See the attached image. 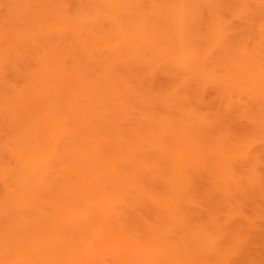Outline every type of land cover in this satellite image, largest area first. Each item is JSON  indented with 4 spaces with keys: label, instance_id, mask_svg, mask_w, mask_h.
Listing matches in <instances>:
<instances>
[{
    "label": "bare ground",
    "instance_id": "6f19581e",
    "mask_svg": "<svg viewBox=\"0 0 264 264\" xmlns=\"http://www.w3.org/2000/svg\"><path fill=\"white\" fill-rule=\"evenodd\" d=\"M98 4L93 14L86 10L87 15L68 16L70 29L56 35L62 47L57 49L70 54L62 53L64 67L82 86L52 83L49 78L51 83L36 82L40 86L36 90L41 88L40 93L33 88L37 96L32 91L17 96L30 109L45 94L60 110L59 114L53 110L55 115L49 118L54 121L56 113L60 115L55 120L58 135L56 131L57 137L52 135L57 138L55 152L47 158L40 154L48 166L55 161L56 171L53 174L48 166L41 171L43 166L32 159L37 156H29L34 148L30 137L22 139L23 144L30 143L27 148L24 144V151L15 138L14 146L22 153L17 150L15 156L14 146L9 147L15 150L17 167L10 166L12 162L0 164V212H36L31 222L30 217L26 221L28 239L21 242L28 244V255L40 264H81L98 241L119 247L124 241V249L138 256L134 244L127 243L130 234L149 245L155 264L234 263L250 246L251 237L229 231L245 218L244 212L230 203L235 198L232 192L226 204L213 196L205 212L194 207L201 204L193 198L200 181L195 174L213 169L205 170L208 178L224 193L231 190V183L239 188L240 180L246 181L235 172L237 161L244 168L252 166L254 172L261 162L264 0H99ZM32 80L34 86L28 82L35 87ZM11 86L21 93L15 83ZM105 99L115 108L106 106ZM35 133L33 137L40 139L39 131ZM256 142L262 147L256 149ZM43 171L54 177L47 179ZM247 219L257 230L256 220Z\"/></svg>",
    "mask_w": 264,
    "mask_h": 264
},
{
    "label": "rangeland",
    "instance_id": "374dc122",
    "mask_svg": "<svg viewBox=\"0 0 264 264\" xmlns=\"http://www.w3.org/2000/svg\"><path fill=\"white\" fill-rule=\"evenodd\" d=\"M96 3H97V7H98L99 0H97L96 2H95V0H0V118H1L0 119V160L1 161L3 160V163H4L3 164L0 161L1 165H6V164L10 165L11 164L10 166H12V164H13V166H16L14 163L18 162L17 157L15 158V156H17V150L22 153V151H24L23 149H26L27 146L30 147V143H31V148L32 147H34V148L30 149L31 155L29 153V156H31V157H33V155L37 156V157H33L32 159L35 158L36 159L35 163L37 165L41 164L40 166L44 167V168L43 167L41 168L39 166L41 168V171H42V169H46V167L48 166V165H46L48 163H46L47 161L44 158L43 159L45 161H43V162H45V163H42L41 160H43V159H41V157L44 156L45 158H47V156L49 155V153H51L52 150L55 152L53 147H54V144L57 142V138L54 139L53 136H55L54 135L55 131H56L55 132L56 135H58L57 133L59 132L57 130L58 124H56L57 122H55V120L57 117L60 116V115H57V113L60 110L56 106V103L54 100L51 101L49 99H45V94L42 95L43 97L39 94L40 99L42 101L39 99H38L37 103H35V101H34L32 104L33 106H30V109H28L27 107H25L26 104L19 100V98L21 97L20 94H22V92H23V93H25L23 95H26L27 93L30 94L32 91V96H34V95L37 96L38 94H36V93H40L39 91L41 88H39V90H36L39 86V85L37 86L36 82L38 84L39 83L42 84L41 80H44L46 82H50L53 79L52 80L53 82L51 81L52 83H56V82L60 81V82L68 83L69 85H73L77 88L82 86V82L80 80L78 81V79H75L74 77L72 78L71 75L68 74L70 70L68 68L66 69L64 67V66H66V63L64 61L66 56L64 57L62 55V53H63L62 50L59 51L57 49V48L61 47V44H60L61 40L56 35H57V32H58V35H61V34H64V32H68V30L70 29L71 24L69 22H67L69 19L68 16H70L71 19L72 18L74 19L77 16H81V14H82V16L87 15L85 13L86 10L87 11L89 10V12L91 11L90 14H93L92 12H95L94 6L96 5ZM79 11H81V12L84 11L85 14H83ZM72 15L73 16L75 15V16L73 17ZM61 18H62V20H61ZM63 19L64 20L67 19V20L63 21ZM71 19H69V20H71ZM55 22H57V24ZM60 23H62V24L60 25ZM53 26L55 28H53ZM59 26H61V27H59ZM64 28H67V30H65ZM58 29H59V31H58ZM46 30H47V33H46ZM54 35L56 37H53ZM52 37L54 39L56 38L55 42H54V39L52 40ZM57 45H60V46L57 47ZM63 54L65 55L67 53H63ZM60 55L63 57H61ZM58 58L61 61H59ZM62 61H64V62H62ZM62 64H63V66H62ZM44 69H46V70H44ZM33 73H34V75H33ZM67 75H69V76H67ZM31 79H33L32 81L34 82V84H36L35 85V87L37 86L36 88L33 87L34 85L31 82ZM55 80H56V82H55ZM13 81L17 86H19L21 93L20 92L18 93V91H17L18 87L16 88V91H13L15 89L14 87L12 90L11 84L12 85L14 84V83H12ZM28 81L30 82L31 85H33L32 87L30 86ZM8 87L11 88V90H9ZM33 88L35 89L34 92L37 91L36 93H33V90H34ZM14 92H16L17 94L14 95L13 94ZM7 94L9 96L8 98H7ZM18 94H19V96H18ZM213 98H214V95L209 96L210 100H213ZM107 100L105 99V105L108 107H114L112 102L110 100H108V102H107ZM40 101H41V104L43 103V106H42L43 111H41ZM44 101L46 102V104ZM10 102L12 103V105ZM30 102H32V101H30ZM22 104H23V107L25 109L24 108L22 109ZM30 104H27V106ZM50 104H52V105H50ZM49 106H51V107L53 106L54 109L49 107ZM19 107H21L22 111H20ZM55 107H56V109H55ZM26 108L29 111L28 113L26 112L27 111ZM14 110L16 111L15 115H14ZM17 110L21 114H19L17 112ZM53 110H54V112H55V110L57 111L56 117H54V121L52 119H49V118H51V116L53 117L55 115ZM9 111L13 112V113H10ZM45 111L48 112V114L50 112H53V114L50 113L51 115L49 114L50 115L49 116V115H47V113ZM30 112L31 113L34 112L32 114V116H31ZM8 114H13V115H11L12 116L11 117ZM23 114L24 115L27 114V116H23ZM6 115H8V116H6ZM4 116H5V119L8 121H6V120L4 121ZM13 116H14V118H13ZM6 117H8V118H6ZM41 117H43L44 121L42 120ZM34 118L37 120H35ZM39 118L41 120H38ZM11 120H14V122L12 121V124H11ZM49 121H51V122H49ZM34 123H35V125L33 126ZM20 124H21V127H20ZM39 124H41V125H39ZM44 124H46L47 126ZM237 124L239 126V124H241V122L238 121ZM14 125H16V127L18 125L19 127H17V128H19V129H21L23 127V129H21V131L24 134L28 133V131H30L31 129L34 128L33 130H31V133L33 132L32 136L29 135L30 132L27 134V136H25L24 134L22 135V133L19 131V129L16 130ZM40 126L43 128V130ZM55 126H56V128H55ZM12 127H13V129H12ZM28 128L30 130H28ZM47 128H49V129H47ZM8 130L9 131L11 130L12 132L11 131L9 132ZM15 130L19 131V132L16 133ZM25 131H27V132H25ZM37 131H39V135L41 137L44 136L43 137L44 139L41 137H40V139L36 138L38 140H41V142L38 141V145H37L36 139L33 137V136L36 137V134H38V133H35V132H37ZM41 132L44 135L40 134ZM49 132H51L52 134ZM45 134H46V136H45ZM10 135L12 136V138L14 137V139L11 138L12 140H14L13 142L10 139V137H11ZM26 137H30L27 139H29V140L31 139V140L29 143V141L26 139L27 140L26 142H28V145H26V143L24 142V144L26 146V148H25V146L23 144V140ZM55 137H57V136H55ZM15 138H19L18 141L20 144L19 143H17V144L19 147L20 146L22 147V151L19 150L21 147L19 148L18 146H16V147L14 146V145H16ZM50 138H52V139H50ZM53 139H54V142H53ZM50 140H52V141L49 143ZM258 142L263 144L264 139L260 138L258 140ZM258 142H256V144H254V147L255 148L257 147L256 149L262 147V145H260V143H258ZM36 145L40 148V151L38 150L39 148ZM12 146H14L13 148L16 150L15 156L13 155L15 150L14 149L11 150ZM35 146H36V148H35ZM9 147H11V148H9ZM55 147H56V145H55ZM47 149H48V151H47ZM54 152H52V154ZM261 152L262 153H260V154H261L262 159H261V162L259 163L260 165L257 164L254 166V167H256V172H254L255 170H252L253 172L250 171L252 169V166H250V167L248 166V168H246V167L244 168V167H242L243 165L239 161H237V163L235 162L236 164L234 163L235 164L234 168L236 169L235 172L236 173L240 172V173H237V174H239L240 178L246 179V181L244 180L245 182L243 180H240L242 187L236 188V185H234V183H231L232 184V185H230L231 190L229 191V189L227 188L228 191L226 190L223 193L222 191H224V188H222V190H221L220 185H218V188H217V185L216 184L213 185V183L211 182L212 178H208L209 176L207 175L206 171L212 170L213 172H215L213 169L208 168L209 170H206L204 168V173H202L203 175L200 173L201 170L195 174L196 178L199 177L201 182L198 180V178L196 179V180H198L199 183L197 184V181L195 182L198 186H195V184H194L195 188H194L193 198H195L194 201L195 200L197 201V202L195 201V203L200 202L201 204H199V205L195 204L194 207H197L199 209H203V211L207 210V208L211 207V201H212L211 197H213V196H215V198H217V200H220L219 202L225 203V201L227 202V200H229L228 198L230 196L228 197V195L232 192L231 194L235 198L234 199L232 198L233 201L230 198V200H231L230 203L232 204L233 207H236V205L238 204L240 206L239 207L237 205V207H239L238 208L239 211L244 212L245 218H243L242 220H241V218H239L238 221H237L238 218L235 219L239 225L236 224L237 222L235 221L236 226L232 225L230 227V229L229 228L228 229H229V231H232V230L241 231V233L243 235L245 234L247 236V239H248V237H251L249 240L250 246H249L248 250H245V252H243V254H244L243 257L240 255L241 258L239 257L238 259H234L232 261L234 263H231V264H236V263L238 264V262H239V264H264V237H263L264 236V226H263L264 225V218H263L264 217L263 216L264 215V160H263L264 159V151L261 150ZM40 154H41V157H40ZM9 155H11L12 158ZM50 156L51 155H49V157ZM7 157L9 160L7 159ZM26 157H27V159H29L28 156H26ZM26 157H25V159H26ZM39 159H41V160L39 161ZM49 159H47V160H49ZM54 159H55V157L53 159L51 158V161ZM9 162H12V163L9 164ZM52 162L54 164L51 163V165L53 167H56L55 161H52ZM238 162H239L240 166L238 165ZM49 164H50V162H49ZM236 165H238V166H236ZM52 166L49 165L48 167L53 168ZM245 169L248 172V174H246V172H244ZM53 170H54V172H52ZM47 171H48V169H47ZM55 171H56L55 168H53L51 170V172L53 174L55 173ZM202 171H203V169H202ZM212 171H209V172H212ZM257 171L259 174H257ZM43 172L45 173V171H43ZM51 172L45 173L44 177L48 176V178L46 177L47 179L53 178L54 175L51 176V174H52ZM205 172H206V174H205ZM242 173H243L244 178L240 175ZM199 174L201 177L198 176ZM253 174L255 176L256 175H258V176H256L254 178ZM205 175H207V176L205 177ZM213 175L215 176L216 174L213 173ZM247 175H248V177L252 176L253 179H250L251 177L247 178L246 177ZM202 176H204V177H202ZM210 177H212V176H210ZM259 177H260V179H259ZM202 178H204V179H202ZM0 179H1V177H0ZM207 179H209L210 181L208 182ZM252 180H253V182L251 183ZM254 180H255V182H254ZM0 182H2V181L0 180ZM243 182H244V184H243ZM199 184H201V185H199ZM1 185H0V188H1ZM233 185L235 186L236 191L233 189V187H234ZM237 185L240 186V184H237ZM206 188H208V189H206ZM212 188H214V189H212ZM218 189H219V192H218ZM241 189L242 190L244 189L243 192H241ZM202 190L205 192H209V193L208 194L205 192L203 193ZM232 190H234V191H232ZM210 191H212V192H210ZM216 192H218V193H216ZM212 193H214V194H212ZM220 193L223 195H221ZM218 195H219V197H218ZM207 198H208V200H207ZM236 201H237V203H236ZM234 202L236 203L235 206H234ZM204 203H206V204H204ZM222 203L220 204L221 208L223 206H225V204H226L225 203L222 206ZM201 205L206 206V209H204L205 207L201 206ZM235 209H237V208H235ZM257 212H261L260 215L257 216V214L256 215L253 214V213H257ZM1 213L2 214L4 213V215H2ZM35 213L34 212H26V213L25 212H19V213L18 212L17 213L16 212H0V215H2V216H0V264H40L38 262L37 258H36V261H37L36 262L35 260H33L34 258L32 256H29L31 254L29 252H27V251H29V249H28L29 247L27 244L28 240L25 243V244H27L26 245L27 249H26V246H23L24 245L23 242H25V239H28L26 236L27 230H26L25 224H27V222L29 221L30 216L36 217ZM197 213L200 214L201 212H197ZM5 214H7V215L5 216ZM25 214H28V218L26 217L27 215H25ZM24 216L26 217V219H24ZM259 216H262V217L259 218ZM255 217H258L257 220ZM32 218L30 217L29 222H31L33 220ZM247 218H252V219L256 220L257 230H253L254 228L251 229L252 226L249 225V221ZM237 225L240 226V227H238V229H237ZM258 226L260 227V229ZM20 227L21 228L23 227V228L20 229ZM18 229H19V231H16ZM248 229L250 230L249 232H248ZM20 230L24 231V232H20ZM244 231H247V232L244 233ZM251 231L254 233H252ZM18 233L19 234L21 233L23 235H21V236L17 235ZM261 233L263 235H261ZM245 235L243 236L244 238H246ZM20 237H22L23 239L21 240ZM129 237H130V240L127 241V243L131 242L132 244H134V247L139 250L137 252L138 256H136L135 254L133 255V253L125 250L124 248L126 247V245L124 244V241H122V240L121 241L123 243H121V245L119 244L120 247L118 245L115 246L114 244H107V243L102 244L103 242L98 241L94 244L93 254L90 257L85 258V260L81 264H135V263L140 264V262H142L143 264H155V261H153V257L149 252L150 251L149 245L146 244L145 242H143L142 240L135 238L131 234L129 235ZM21 241H23V242H21ZM246 251H248V252H246ZM28 253H29V255H28ZM246 254H248V256L245 259L244 256L246 257ZM242 259H243V262H242ZM236 261H238V262H236Z\"/></svg>",
    "mask_w": 264,
    "mask_h": 264
}]
</instances>
